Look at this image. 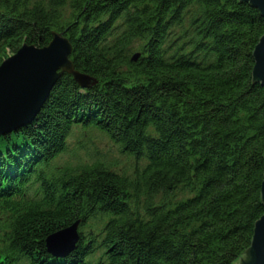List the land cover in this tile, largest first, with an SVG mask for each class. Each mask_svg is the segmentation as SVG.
Listing matches in <instances>:
<instances>
[{"label": "trees", "instance_id": "16d2710c", "mask_svg": "<svg viewBox=\"0 0 264 264\" xmlns=\"http://www.w3.org/2000/svg\"><path fill=\"white\" fill-rule=\"evenodd\" d=\"M53 31L96 83L62 74L34 119L0 136V178L37 160L0 192V259L235 264L264 212V88L252 77L264 16L239 0H0V64ZM75 128L114 154L84 146L52 166ZM77 219L76 248L51 258L46 236Z\"/></svg>", "mask_w": 264, "mask_h": 264}, {"label": "water", "instance_id": "95a60500", "mask_svg": "<svg viewBox=\"0 0 264 264\" xmlns=\"http://www.w3.org/2000/svg\"><path fill=\"white\" fill-rule=\"evenodd\" d=\"M247 2L264 16V0ZM72 45L62 32H52V39L43 47L24 44L0 64V135L29 123L41 108L52 86L64 73L80 86L90 87L93 77L75 69L70 55ZM136 59V56L133 57ZM253 80L264 88V35L253 51ZM264 208V174L260 188ZM75 228L62 229L50 235L47 246L76 242ZM235 264H264V212L255 221L250 246Z\"/></svg>", "mask_w": 264, "mask_h": 264}, {"label": "rangeland", "instance_id": "374dc122", "mask_svg": "<svg viewBox=\"0 0 264 264\" xmlns=\"http://www.w3.org/2000/svg\"><path fill=\"white\" fill-rule=\"evenodd\" d=\"M81 140L85 141V143L89 147H93L99 152L104 151V154H106V149H109L113 152V147L110 145L111 143L109 142V140L96 132H92L89 135H85L83 138H81ZM90 140H92V142ZM176 193L177 196L181 199L186 197V190L178 189ZM60 227L62 228V226Z\"/></svg>", "mask_w": 264, "mask_h": 264}]
</instances>
